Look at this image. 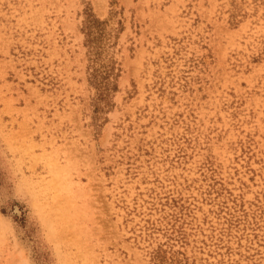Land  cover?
Segmentation results:
<instances>
[{"label":"rangeland","instance_id":"rangeland-1","mask_svg":"<svg viewBox=\"0 0 264 264\" xmlns=\"http://www.w3.org/2000/svg\"><path fill=\"white\" fill-rule=\"evenodd\" d=\"M0 264H264V0H0Z\"/></svg>","mask_w":264,"mask_h":264},{"label":"trees","instance_id":"trees-1","mask_svg":"<svg viewBox=\"0 0 264 264\" xmlns=\"http://www.w3.org/2000/svg\"><path fill=\"white\" fill-rule=\"evenodd\" d=\"M86 26H87V28H90V26H91L90 22L89 23L87 22Z\"/></svg>","mask_w":264,"mask_h":264}]
</instances>
